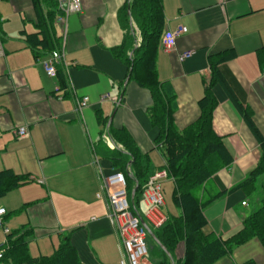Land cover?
<instances>
[{"label":"crops","instance_id":"crops-1","mask_svg":"<svg viewBox=\"0 0 264 264\" xmlns=\"http://www.w3.org/2000/svg\"><path fill=\"white\" fill-rule=\"evenodd\" d=\"M124 2L81 0V11L68 16L64 60L72 90L44 73L41 61L47 52L26 40L25 34L37 31L30 0H0V170L30 179L1 197L0 207L5 209L6 233L31 229L27 244L33 256L52 253L67 237L82 264L118 262L122 250L107 204L96 197L100 175L122 167L111 156L128 152L125 134L146 158L149 176L165 165L148 112L151 95L128 76L125 55L133 42L123 23ZM162 9L163 31L186 28L172 50L158 45L155 57L157 78L174 107L171 120L178 130L194 122L205 103L210 57L232 52L217 62L219 74L211 87L216 101L212 130L231 161L213 173L201 192L203 199L213 197L202 208L207 231L231 240L243 220L264 205V172L249 186L240 185L262 151L237 108L239 104L249 113L264 139V0H162ZM54 28L61 38L57 18ZM125 39L122 51H116ZM81 96L89 103L78 113L75 98ZM22 126L27 134L18 137ZM164 206L165 219L181 214L175 205L173 214ZM145 209L141 196L136 212L143 218ZM3 228L0 245L5 243ZM146 242L148 248L155 243L151 236ZM183 255L184 242L179 241L172 256L181 260ZM147 260L156 264L160 257L148 251ZM214 264H264V244L256 237L232 243L229 254Z\"/></svg>","mask_w":264,"mask_h":264},{"label":"trees","instance_id":"trees-1","mask_svg":"<svg viewBox=\"0 0 264 264\" xmlns=\"http://www.w3.org/2000/svg\"><path fill=\"white\" fill-rule=\"evenodd\" d=\"M33 7L36 32L25 34L26 40L34 48L50 53L60 47V37L56 35L54 20L61 14L56 0H30ZM129 7V13L127 8ZM123 23L133 44L125 55L128 65L129 79L138 86L146 88L152 98L149 116L157 127V143H162L167 177L173 181L172 201L181 210L178 216H171L158 227L148 226L153 236L163 245L165 251L155 242L149 252L157 253L160 260L156 264H214L230 252V244H241L252 237L258 238L264 244V205L250 213L242 223V229L231 240H221L212 232L207 231V222L202 214V208L212 198L203 199L201 192L205 182L222 166L231 161L221 139L212 130V113L216 101L211 93V87L218 76L217 62L232 56L225 52L210 57L211 78L205 85V103L200 106L198 118L181 130L172 124L173 105L170 103L162 84L157 78L155 57L160 35L164 27L162 0H125L123 6ZM133 24V25H132ZM126 45V39L116 48L121 52ZM57 77L61 86L66 87V79L61 68L57 69ZM247 125L251 128L261 146V156L256 167L249 172L247 178L240 184L249 186L264 172V139L254 126L249 113L237 105ZM124 144L128 152L117 151L111 160L122 171L126 179V189L130 201V209L136 212L139 197L146 186L149 169L146 158L135 148H132L131 138L125 134ZM126 165V168H125ZM29 175L16 174L10 169L0 170V198L7 192L29 182ZM135 188L131 199V191ZM138 214V213H137ZM142 218V217H141ZM144 221V218H142ZM146 223V222H145ZM31 229L25 226L9 231L5 235V243L0 245L3 251L0 262L10 264H82L77 251L63 238L60 244L50 254L31 255L27 237ZM150 237V235L147 234ZM154 241V240H153ZM179 241L184 242V255L181 260L173 259V250ZM173 262V263H171Z\"/></svg>","mask_w":264,"mask_h":264},{"label":"built area","instance_id":"built-area-1","mask_svg":"<svg viewBox=\"0 0 264 264\" xmlns=\"http://www.w3.org/2000/svg\"><path fill=\"white\" fill-rule=\"evenodd\" d=\"M57 8L61 14L57 20L61 24L60 47L52 50L41 61L44 73L49 77L57 76V69L61 68L65 73L66 84L70 89L71 81L68 77V64L64 60V40L66 36L67 18L72 13L81 11V0H56ZM0 17V23L2 22ZM186 28L181 26L172 30H164L160 35L159 45L165 51L172 50L176 38L183 34ZM2 52L1 34H0V56ZM190 54V51L184 52L179 56L182 60ZM264 72V71H263ZM89 98L81 96L75 98V110L81 113L88 105ZM27 131L24 126L18 127L16 135L18 137L26 136ZM109 146L113 147L109 139L104 135ZM96 161V159H95ZM167 177L164 169L154 172L150 175L146 182V186L142 192L143 202L146 205L144 212V222L152 227H158L165 221V216L161 211L163 205V197L161 192V181ZM97 198H104L108 207V218L111 221L115 233L118 237L122 257L114 264H149L148 245L146 242L147 231L142 225L143 219L137 213L130 209V201L126 189V179L122 171L114 170L107 175H100V191L96 193ZM246 202L243 201L242 205ZM5 209L0 207V227L3 228V216ZM4 233L7 232L3 228ZM3 251L0 249V259Z\"/></svg>","mask_w":264,"mask_h":264},{"label":"rangeland","instance_id":"rangeland-1","mask_svg":"<svg viewBox=\"0 0 264 264\" xmlns=\"http://www.w3.org/2000/svg\"><path fill=\"white\" fill-rule=\"evenodd\" d=\"M172 186H173V183H172L171 179H168V180L163 179L161 181V192H162V197H163V205L165 203V206L163 209H164V211L171 213V214L176 212V207L174 206V203L172 201V195H171ZM3 240H4V234H3L2 229L0 227V242H2ZM0 264H10V263L9 262H0Z\"/></svg>","mask_w":264,"mask_h":264},{"label":"water","instance_id":"water-1","mask_svg":"<svg viewBox=\"0 0 264 264\" xmlns=\"http://www.w3.org/2000/svg\"><path fill=\"white\" fill-rule=\"evenodd\" d=\"M127 12L129 13V7L127 8ZM119 100H120V98H119ZM111 118H112V117H110V119H109V123H110V121H111ZM134 192H135V188H133L132 191H131V195H130L131 199H132L133 196H134ZM142 225H143L144 228L146 229L147 233L152 237V239H153V240L159 245V247H161V248L165 251L163 245H161V244L159 243V241L153 236V234H152L150 228L148 227V225H147L144 221H142ZM165 253H166L168 256H170L169 253H168L167 251H165Z\"/></svg>","mask_w":264,"mask_h":264},{"label":"bare ground","instance_id":"bare-ground-1","mask_svg":"<svg viewBox=\"0 0 264 264\" xmlns=\"http://www.w3.org/2000/svg\"><path fill=\"white\" fill-rule=\"evenodd\" d=\"M148 234V233H147Z\"/></svg>","mask_w":264,"mask_h":264}]
</instances>
